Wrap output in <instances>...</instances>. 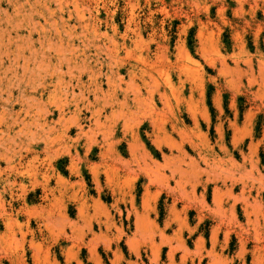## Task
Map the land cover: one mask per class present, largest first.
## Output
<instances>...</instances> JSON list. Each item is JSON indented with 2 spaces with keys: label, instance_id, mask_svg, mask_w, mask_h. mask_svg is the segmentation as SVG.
<instances>
[{
  "label": "rangeland",
  "instance_id": "rangeland-1",
  "mask_svg": "<svg viewBox=\"0 0 264 264\" xmlns=\"http://www.w3.org/2000/svg\"><path fill=\"white\" fill-rule=\"evenodd\" d=\"M0 37V264H264V0H0Z\"/></svg>",
  "mask_w": 264,
  "mask_h": 264
},
{
  "label": "bare ground",
  "instance_id": "bare-ground-1",
  "mask_svg": "<svg viewBox=\"0 0 264 264\" xmlns=\"http://www.w3.org/2000/svg\"><path fill=\"white\" fill-rule=\"evenodd\" d=\"M19 6V5H18ZM19 26V25H18ZM17 26V27H18ZM23 36V35H22ZM28 37H30V36H28ZM1 38V37H0ZM24 39H26L25 41H27V37L26 38H24ZM30 39H31V37H30ZM9 41V40H8ZM27 45V44H26ZM21 46V45H20ZM32 50V49H31ZM6 52V51H5ZM7 99V98H6ZM22 102V101H21ZM29 108V107H28ZM13 111V110H12ZM15 120H14V122L15 123H17L18 124V122H20V120H21V116H22V113L21 112H18V113H16L15 114ZM22 122H23V120H21ZM23 124H25V123H23ZM13 125V124H12ZM9 128H10V126H9ZM2 134V133H1ZM21 134V133H20ZM2 136V135H1ZM0 136V137H1ZM18 136V135H17ZM14 138V137H13ZM12 137L10 138V139H13ZM9 140V139H8ZM7 140V141H8ZM13 141H14V139H13ZM0 142H2V141H0ZM5 142V141H4ZM7 143V142H6ZM13 144H11V146H12ZM9 147V146H8ZM6 149H8V148H6ZM1 154V153H0ZM4 155V154H3ZM5 158V157H4ZM3 179V178H2ZM11 180V179H10ZM8 181V180H7ZM2 182H4L3 180H2ZM10 182V181H9ZM12 183V182H11ZM15 183V182H14ZM7 184V183H6ZM10 185V184H9ZM9 221H10V219H9ZM11 222V221H10Z\"/></svg>",
  "mask_w": 264,
  "mask_h": 264
}]
</instances>
